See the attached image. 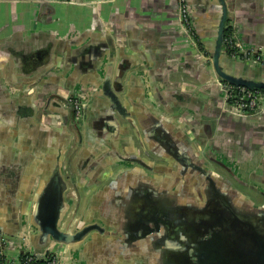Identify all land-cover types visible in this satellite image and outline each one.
<instances>
[{
	"label": "crops",
	"instance_id": "obj_1",
	"mask_svg": "<svg viewBox=\"0 0 264 264\" xmlns=\"http://www.w3.org/2000/svg\"><path fill=\"white\" fill-rule=\"evenodd\" d=\"M189 3L196 41L178 0H0V232L10 250L23 248L31 225L37 232L48 187L68 186L64 225L145 220L147 173L173 177L187 144L216 170L211 156H241L264 187V110L229 114L211 59L223 4ZM225 3L226 29L244 48L264 49V0ZM228 54L237 72L264 77V59ZM68 95L86 103L78 125ZM84 243L52 247L61 264H144Z\"/></svg>",
	"mask_w": 264,
	"mask_h": 264
},
{
	"label": "water",
	"instance_id": "obj_2",
	"mask_svg": "<svg viewBox=\"0 0 264 264\" xmlns=\"http://www.w3.org/2000/svg\"><path fill=\"white\" fill-rule=\"evenodd\" d=\"M220 1L223 13L211 54L217 78L264 89V77L237 72L229 58L224 62L223 52L228 54L224 48L227 6L225 0ZM175 158L179 170L173 177L161 180L147 173L145 220L72 218L64 225L70 207L65 200L68 186L44 188L34 223L37 232L31 225L32 230L22 235L24 245L41 258L57 243L82 241L102 244L103 256L108 255V260L117 257L144 264H264L263 206H258L228 175L209 166L192 144ZM110 191L106 187L101 192ZM128 195L132 197L133 193ZM124 207L135 208L133 204ZM36 238L41 246L34 243Z\"/></svg>",
	"mask_w": 264,
	"mask_h": 264
},
{
	"label": "built area",
	"instance_id": "obj_3",
	"mask_svg": "<svg viewBox=\"0 0 264 264\" xmlns=\"http://www.w3.org/2000/svg\"><path fill=\"white\" fill-rule=\"evenodd\" d=\"M178 1L179 21L187 34L196 41L197 37L192 23L189 1ZM225 47L226 51L234 57H243L247 55L248 57L260 59L264 56V49L262 47L251 50L244 48L241 41L232 31L225 35ZM221 86L224 93L225 109L230 113H250L264 105V91L261 89H251L222 79ZM67 101L73 107L74 119L77 122L80 121L84 116L85 101H83L79 95H69ZM11 243L10 237L0 232V264H61V254L53 247L47 249L44 256L41 258L37 256L31 248L25 245L22 249L14 252L10 250L9 245Z\"/></svg>",
	"mask_w": 264,
	"mask_h": 264
},
{
	"label": "flooded vegetation",
	"instance_id": "obj_4",
	"mask_svg": "<svg viewBox=\"0 0 264 264\" xmlns=\"http://www.w3.org/2000/svg\"><path fill=\"white\" fill-rule=\"evenodd\" d=\"M244 57H248V56L244 55L241 58H244ZM253 59L260 62V61H263L264 56L261 57L260 59H256V58H253ZM261 90H263V89H261ZM68 96H66L65 102L67 103L68 107L72 110L73 109L72 105L67 101ZM263 110H264V105L258 107L255 111H252L250 113H245V114H235V113H230L229 111H227V112L233 116L250 117V116H254V115L262 113ZM74 121L73 122H74V124L76 123V125H78V123L80 122V121L77 122L75 119H74ZM211 157L213 158V160L215 161V164L217 166L222 167L223 170L227 174L230 175V177L232 178L233 181H235L241 185L242 191H244L250 197L254 198V200L256 201L258 206H263V208H264V187L254 183L253 180H251L258 175L254 172H250V171L248 172L247 169L245 168V164H244V168H243V164H241L240 163L241 161H239L240 160L239 158H241V156H239L235 159L232 158L231 156H227L224 154H222V155L218 154L216 156H211ZM243 158H248V159L252 158L253 159L254 157L243 156ZM249 161H251V160H249ZM247 168H249V165H247ZM253 194L260 196L259 200L257 198H255Z\"/></svg>",
	"mask_w": 264,
	"mask_h": 264
},
{
	"label": "rangeland",
	"instance_id": "obj_5",
	"mask_svg": "<svg viewBox=\"0 0 264 264\" xmlns=\"http://www.w3.org/2000/svg\"><path fill=\"white\" fill-rule=\"evenodd\" d=\"M215 166H216L217 170H219L220 172H222V173H224V174H227V173L223 170L222 167L217 166L216 164H215ZM227 175H228V177H230L229 174H227ZM234 183H235L237 186H239V187L241 188V185H240V184H238V183L235 182V181H234ZM253 195H254L255 198H257V199L259 200V197H260V196H258V195H256V194H253Z\"/></svg>",
	"mask_w": 264,
	"mask_h": 264
},
{
	"label": "trees",
	"instance_id": "obj_6",
	"mask_svg": "<svg viewBox=\"0 0 264 264\" xmlns=\"http://www.w3.org/2000/svg\"><path fill=\"white\" fill-rule=\"evenodd\" d=\"M230 33V29H226L225 35ZM264 90V89H263ZM73 116H74V110H73Z\"/></svg>",
	"mask_w": 264,
	"mask_h": 264
}]
</instances>
